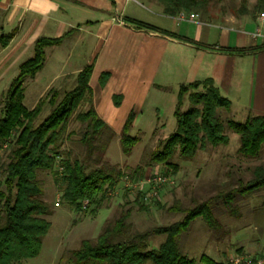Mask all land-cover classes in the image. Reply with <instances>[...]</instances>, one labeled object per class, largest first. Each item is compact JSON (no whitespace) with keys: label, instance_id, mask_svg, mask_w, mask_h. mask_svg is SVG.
<instances>
[{"label":"trees","instance_id":"obj_1","mask_svg":"<svg viewBox=\"0 0 264 264\" xmlns=\"http://www.w3.org/2000/svg\"><path fill=\"white\" fill-rule=\"evenodd\" d=\"M211 1L160 0L164 6L163 13L168 16L208 12ZM259 7L264 8L263 0ZM127 19L138 29L178 37L152 24ZM15 33L12 31L0 36V50L9 45ZM77 33L78 29H72L59 38L39 37L33 47V57L21 64L17 76L3 96L0 153L5 159L3 155L0 156V264H22L37 258L42 251L51 223L46 219L50 210L44 197V186L38 178L40 172L51 173L61 189L63 201L76 209L83 208L85 201L90 204L97 197L110 194L124 176L116 167L110 169L104 162L107 147L100 150L95 147L96 141L109 126L93 107L90 79L94 62L76 75V85L70 91L51 90L50 96L47 95L51 113L41 124L36 125V121L45 100L33 109L23 105L24 85L43 70L46 50L60 46ZM258 49H264V44ZM233 51L243 53L244 50ZM109 77V73H103L100 85L105 86ZM186 96L191 108L181 112L180 107ZM121 99V96H115V104L119 105ZM85 104L87 111H79V107ZM231 108V101L221 94L212 79L182 84L174 111L175 132L159 142L149 154L146 164L135 169L134 177L142 179L146 168L160 164L169 165L175 174L177 166H173L171 161L177 151L181 157L192 160L208 146L228 145L229 138L225 135L218 110ZM73 118L83 126L78 141L80 154H74L68 148L70 134L67 130ZM134 121L135 115L131 113L121 133L120 144L125 155H129L139 142L138 138L130 135ZM228 125L239 136L240 154L256 159L264 147V116L250 117L245 123L229 122ZM261 190H264V166H257L245 184L220 191L193 207H175V211L184 214L183 219L143 233L129 232V207L108 223L95 239L83 240L80 248L72 252L69 264H197L180 251L178 237L197 219H202L210 229L218 230L220 222L213 211L215 206H224L232 216H239L236 199ZM140 197L137 194L135 201L144 210L147 206ZM153 236H164L165 241L158 249L149 250L148 242ZM237 254L247 255L241 252ZM263 254L254 257H262ZM200 264L232 263L202 256Z\"/></svg>","mask_w":264,"mask_h":264},{"label":"rangeland","instance_id":"obj_2","mask_svg":"<svg viewBox=\"0 0 264 264\" xmlns=\"http://www.w3.org/2000/svg\"><path fill=\"white\" fill-rule=\"evenodd\" d=\"M260 1L212 0L208 12L199 11L195 14L198 15L201 22L243 28L248 24L257 23L261 14L264 13V8L259 7ZM99 7L104 12L114 13L108 0L99 4ZM161 10H164V6L160 0H131L123 14L125 17L132 16L142 21L159 23V18L163 14ZM260 28L264 35V25H260ZM212 30L215 34V30ZM82 38H86V41L81 38V40L73 39L62 48L47 49L43 70L37 74L35 79L25 83L23 105L27 109H33L40 101L45 100L36 125L41 124L51 113L49 97H47L48 94L50 96L51 90L70 91L76 85L77 74L62 76L55 82L52 80L55 73L64 72L61 68L62 64L57 65L56 59L63 62L65 56H71V63L77 65V67H73L75 69L86 65L91 52L89 42L91 38L87 35H83ZM258 39L254 41L257 42ZM248 40L250 43L252 42L250 38ZM259 41H264V37ZM130 44L132 42L126 36L116 33L109 36L106 32L100 44L101 47L103 46L101 63L94 72L90 83L93 91L97 89L103 67H109L115 74L127 71L144 73L142 79H145L146 82L153 77L162 55L161 46H156L154 41L150 43V46L146 45V49H153L150 65L141 66L138 69L132 65L130 69V66L125 68L129 61ZM24 57V60L27 59L29 54ZM32 57L33 54L30 58ZM73 68H70L69 65L64 74L70 73ZM18 72V68H13L0 77V116L3 96ZM142 82L136 79L134 83L138 86ZM174 92L170 90L162 96L160 104L163 107V115L161 117H158L157 111L152 110L149 114L148 110L138 126L134 127L133 124L130 135L138 138L139 142L129 155L123 153L120 144L122 129L119 123L126 119L132 99L127 100L120 109H114L113 105H110L114 110L111 111V114L116 122L112 126L108 125L110 129L103 131L101 137L96 141L95 147L97 150L107 147L103 156L104 162L110 169L116 167L124 176L114 191L108 195L97 197L86 209H83L82 206L81 209H76L64 202L61 189L55 183L51 173L46 171L39 173L38 178L45 189L44 197L49 204L50 213L46 219L51 223V228L44 239L40 255L35 259L24 261L22 264H69L72 252L80 248L83 240L95 239L108 223L113 222L129 207L131 213L127 224L131 234L168 226L184 217V214L173 208L193 207L196 203L205 201L220 191L237 188L239 184H245L250 180L253 170L257 166H264V147L256 159L242 156L239 152V136L228 125L229 122L245 123L254 115L245 116L237 108H231L230 110H218L225 135L229 138L228 145L208 146L205 150H200L192 160L181 157L177 151L171 161L173 166H177L175 174L169 165L160 164L146 168L144 178L134 177L135 169L146 164L149 154L157 148L159 142L167 139L176 130V119L173 113L177 107V93ZM139 98L141 96L137 101L140 100ZM190 108V101L186 96L180 110L187 112ZM79 111H87V105H81ZM82 128L83 126L74 118L68 126L67 132L70 134L68 148L72 149L74 154L81 153L78 141ZM2 155L3 153H0V156ZM3 158L5 159L4 155ZM153 174L163 175L171 183L161 188L159 199L152 200L147 204L143 202L147 208L141 210L135 201L138 193L133 186ZM140 200L143 201L142 197ZM57 202L58 206H56ZM235 204L240 208V217L232 216L224 206L217 205L213 208L214 214L220 222L218 230L207 227L202 219L195 220L189 229L178 237L180 251L189 259L195 260L197 264H200L202 256L228 263L231 257L239 252L251 256H257L264 252V190L246 197L240 196L236 199ZM164 241V236H153L149 239L148 249H158Z\"/></svg>","mask_w":264,"mask_h":264},{"label":"crops","instance_id":"obj_3","mask_svg":"<svg viewBox=\"0 0 264 264\" xmlns=\"http://www.w3.org/2000/svg\"><path fill=\"white\" fill-rule=\"evenodd\" d=\"M108 1L114 13L104 12L99 7L105 0H0V36L16 32L9 45L0 50V77L13 68L19 70L21 64L29 60L35 41L39 37L59 38L72 29H78L77 34L53 48H62L73 39L86 41V38H82L83 35L89 36L91 52L86 65L75 69L73 67L77 65L71 63V56H65L63 62L56 59L57 65L62 64L64 72L69 65L73 69L66 75L63 71L55 73L52 82L62 76L76 75L94 62L91 83L93 74L101 63L103 46L100 44L103 36L106 32L109 36L116 33L126 36L132 42L128 65L125 68L130 66L131 69L132 65L137 69L149 66L153 49H146V45L150 46L153 41L156 46H161L162 55L153 77L148 82L142 79L144 73L127 71L115 74L109 67H103L101 75L109 73L110 77L105 86L100 85L99 78L97 89L92 90V99L98 116L107 125L112 126L116 122L111 114V111H114L111 104L114 109H120L127 100L132 99L126 119L121 120L119 124L123 130L128 116L133 113V124L136 127L148 110L149 114L155 110L158 117L163 115L160 101L170 90L175 91L178 96L182 84L206 79L214 81L221 94L231 101L232 108H237L245 116H264V49H258L264 41H259V38L255 42L251 36L264 23L258 21L243 28H236L199 20L186 22L179 20V16L164 14L163 10L159 23L146 22L132 16H124L123 12L131 0ZM127 18L152 24L175 33L178 37L138 29ZM120 19L122 21H117ZM249 29L252 31H248ZM247 37L251 39V43ZM237 49L244 51H233ZM28 54L29 57L24 60V56ZM136 79L143 82L137 86L134 83ZM115 96L122 97L119 105L114 102ZM139 96L141 98L137 101Z\"/></svg>","mask_w":264,"mask_h":264},{"label":"built area","instance_id":"obj_4","mask_svg":"<svg viewBox=\"0 0 264 264\" xmlns=\"http://www.w3.org/2000/svg\"><path fill=\"white\" fill-rule=\"evenodd\" d=\"M179 20L186 21V22H197L198 15L196 14H180ZM258 21L263 24L264 23V14H261ZM253 39L263 38L264 35L262 33V29L258 28L256 32H254L252 35ZM171 181L160 174H153L151 176L146 177L143 181L136 183L133 187L137 191L138 194L143 199L144 203L151 202L152 200L159 199L160 190L163 186L166 184H170ZM58 202L56 203V206H58ZM89 206V201H85L83 204V209H86ZM230 262L232 264H264V254L262 257H254L251 255H238L235 254L233 257H231Z\"/></svg>","mask_w":264,"mask_h":264}]
</instances>
